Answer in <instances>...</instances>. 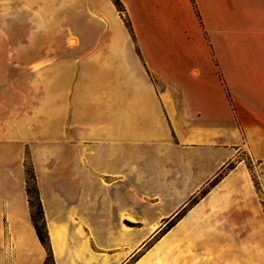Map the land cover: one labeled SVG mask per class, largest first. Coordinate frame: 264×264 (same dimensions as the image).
I'll return each mask as SVG.
<instances>
[{
  "label": "crops",
  "instance_id": "crops-1",
  "mask_svg": "<svg viewBox=\"0 0 264 264\" xmlns=\"http://www.w3.org/2000/svg\"><path fill=\"white\" fill-rule=\"evenodd\" d=\"M120 1L131 30L112 0L45 2L33 35L59 46L27 49L28 72L43 77L28 96L0 95V264L46 258L27 151L55 264H98L97 232L143 221L149 200L173 216L239 152L264 163V0ZM202 205L220 217L222 263L264 264L244 161L186 217Z\"/></svg>",
  "mask_w": 264,
  "mask_h": 264
},
{
  "label": "rangeland",
  "instance_id": "rangeland-1",
  "mask_svg": "<svg viewBox=\"0 0 264 264\" xmlns=\"http://www.w3.org/2000/svg\"><path fill=\"white\" fill-rule=\"evenodd\" d=\"M54 1L58 2V0H0V95L28 96V92L33 90L32 87H28L29 82L43 79L40 73L28 72L27 66L33 57L27 54V49L59 46L58 40L53 39L55 35H46L47 39L45 35H33L40 28L39 11L43 10L45 2L50 4L53 2L54 5ZM238 161L245 162L264 210L262 186L264 163L253 161L245 152H239L235 162L223 168L173 216L161 219L150 205L153 201L149 200L148 210L143 213V221L135 222L131 215H123L132 221L125 222L122 231L97 232V237L92 241V249L98 253V264H226L220 261L222 250L220 217L206 213L203 205L193 216L186 215L226 173L235 167ZM27 162L34 169L30 151L26 152L24 165ZM223 171L224 174L219 178ZM179 213H181L179 220L173 227L168 228V222ZM181 219L184 221L177 225ZM154 224L159 225L156 231L150 229ZM194 227L197 230H189Z\"/></svg>",
  "mask_w": 264,
  "mask_h": 264
},
{
  "label": "trees",
  "instance_id": "trees-1",
  "mask_svg": "<svg viewBox=\"0 0 264 264\" xmlns=\"http://www.w3.org/2000/svg\"><path fill=\"white\" fill-rule=\"evenodd\" d=\"M116 8L120 12L126 26L131 30L129 18L126 16V10L120 0H112ZM26 193L28 196L29 208L31 221L33 223L37 237L45 248L47 256L43 264H55L54 254L51 247L49 231L47 228L43 204L40 199L39 189L37 186L36 176L33 167L30 163H26ZM223 171L218 177L224 174ZM185 210V208H184ZM181 213L174 216L172 220H168V228L173 227L176 224V221L179 220Z\"/></svg>",
  "mask_w": 264,
  "mask_h": 264
},
{
  "label": "bare ground",
  "instance_id": "bare-ground-1",
  "mask_svg": "<svg viewBox=\"0 0 264 264\" xmlns=\"http://www.w3.org/2000/svg\"><path fill=\"white\" fill-rule=\"evenodd\" d=\"M72 43L74 44V43H75V41H74V40H72Z\"/></svg>",
  "mask_w": 264,
  "mask_h": 264
}]
</instances>
